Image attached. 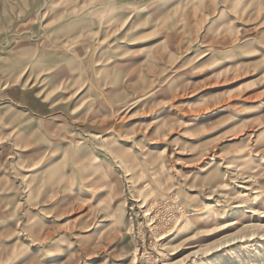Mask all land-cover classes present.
Wrapping results in <instances>:
<instances>
[{
	"label": "rangeland",
	"instance_id": "rangeland-1",
	"mask_svg": "<svg viewBox=\"0 0 264 264\" xmlns=\"http://www.w3.org/2000/svg\"><path fill=\"white\" fill-rule=\"evenodd\" d=\"M263 253L264 0H0V264Z\"/></svg>",
	"mask_w": 264,
	"mask_h": 264
},
{
	"label": "bare ground",
	"instance_id": "bare-ground-1",
	"mask_svg": "<svg viewBox=\"0 0 264 264\" xmlns=\"http://www.w3.org/2000/svg\"><path fill=\"white\" fill-rule=\"evenodd\" d=\"M205 216V215H204ZM204 219H206V218H204ZM202 220V221H205L206 222V220ZM211 221V220H210ZM231 221V220H230ZM236 221V220H235ZM235 221H231V222H229L227 225H229L230 223H234ZM256 224H253V221H249L248 223H246L245 224V226L246 227H250V226H255ZM260 227V226H259ZM137 256V255H136ZM219 259H223V257H220ZM252 264H264V253H263V255H262V257H260L258 260H256V261H253L252 262Z\"/></svg>",
	"mask_w": 264,
	"mask_h": 264
}]
</instances>
